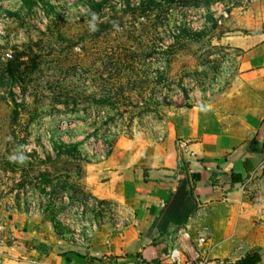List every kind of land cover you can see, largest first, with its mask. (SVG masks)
Masks as SVG:
<instances>
[{"label": "rangeland", "instance_id": "rangeland-1", "mask_svg": "<svg viewBox=\"0 0 264 264\" xmlns=\"http://www.w3.org/2000/svg\"><path fill=\"white\" fill-rule=\"evenodd\" d=\"M252 1L0 0V237L24 221L65 236L125 225L91 195L87 160L121 138L161 141L179 112L219 99ZM71 143L77 161L59 153Z\"/></svg>", "mask_w": 264, "mask_h": 264}, {"label": "crops", "instance_id": "crops-1", "mask_svg": "<svg viewBox=\"0 0 264 264\" xmlns=\"http://www.w3.org/2000/svg\"><path fill=\"white\" fill-rule=\"evenodd\" d=\"M253 1L258 19L229 37L239 51L237 71L219 99L179 112L161 141L121 138L109 156L86 165L91 195L117 206L126 224L65 236L20 222L0 237V264H99L108 256L119 264H170L174 249L183 259L199 252L206 264H238L257 252L264 264V195L251 192L264 178V0ZM193 173L200 179L188 221L161 234L153 223ZM204 224L209 240L198 246L194 233Z\"/></svg>", "mask_w": 264, "mask_h": 264}, {"label": "trees", "instance_id": "trees-1", "mask_svg": "<svg viewBox=\"0 0 264 264\" xmlns=\"http://www.w3.org/2000/svg\"><path fill=\"white\" fill-rule=\"evenodd\" d=\"M117 141L111 142L106 146L104 150L103 159L111 154ZM67 150H59L60 154L78 155L79 143H71L67 145ZM77 161L78 157L73 156ZM91 161L87 160V164ZM45 175V174H43ZM200 174L193 173L190 175V179H184L171 201L166 205V208L160 212L159 216L153 223V228L157 229L161 234L167 232L171 226H181L185 224L191 214V210L194 206V185L199 181ZM108 260L119 262L118 257L108 256L100 259L99 261ZM261 261V256L257 252H248L243 258L238 261V264H258Z\"/></svg>", "mask_w": 264, "mask_h": 264}, {"label": "built area", "instance_id": "built-area-1", "mask_svg": "<svg viewBox=\"0 0 264 264\" xmlns=\"http://www.w3.org/2000/svg\"><path fill=\"white\" fill-rule=\"evenodd\" d=\"M209 226L199 225L195 230V240L198 246H204L209 240ZM170 264H206L207 259L199 252L195 253V256L190 259H183L178 249H174L170 254ZM99 264H119L116 261L103 260Z\"/></svg>", "mask_w": 264, "mask_h": 264}]
</instances>
